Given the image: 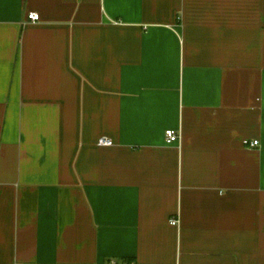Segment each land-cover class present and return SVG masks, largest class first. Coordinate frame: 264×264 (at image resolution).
I'll return each mask as SVG.
<instances>
[{
    "label": "crops",
    "instance_id": "1",
    "mask_svg": "<svg viewBox=\"0 0 264 264\" xmlns=\"http://www.w3.org/2000/svg\"><path fill=\"white\" fill-rule=\"evenodd\" d=\"M0 264H264V0H0Z\"/></svg>",
    "mask_w": 264,
    "mask_h": 264
},
{
    "label": "built area",
    "instance_id": "2",
    "mask_svg": "<svg viewBox=\"0 0 264 264\" xmlns=\"http://www.w3.org/2000/svg\"><path fill=\"white\" fill-rule=\"evenodd\" d=\"M27 19L32 21V22L39 21V14L35 13V12L28 13ZM179 139H180V134L178 132H176L175 130L167 129L165 131L166 143H168V144L175 143V142H178ZM243 142H244V145H246L248 147H256L259 145L258 140H253V141L244 140ZM97 144L98 145H110V141H108L104 137H101L98 139ZM170 224L177 225L178 220L176 218H171Z\"/></svg>",
    "mask_w": 264,
    "mask_h": 264
}]
</instances>
